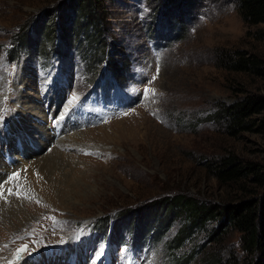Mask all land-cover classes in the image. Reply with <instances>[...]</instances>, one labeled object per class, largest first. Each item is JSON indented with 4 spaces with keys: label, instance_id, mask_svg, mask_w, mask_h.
I'll return each mask as SVG.
<instances>
[{
    "label": "rangeland",
    "instance_id": "374dc122",
    "mask_svg": "<svg viewBox=\"0 0 264 264\" xmlns=\"http://www.w3.org/2000/svg\"><path fill=\"white\" fill-rule=\"evenodd\" d=\"M178 1L177 7L176 0H97L104 29L102 39L94 42L81 27H74L72 10H67L65 27L50 17L64 0H0V111L6 106L9 111L6 120L0 119V131L7 129L9 119L8 124L15 119L21 124H13L16 133L6 132L10 137L3 148L12 147L6 154L16 157L17 150L21 164L28 151L31 161L56 159L54 147L66 134L48 142L51 133L44 128L49 121L43 106L52 103L56 93L61 103L56 111L75 103L89 122L73 128L75 118L67 122L70 136L79 135L66 140L63 162L45 167V174L35 172L27 180L12 175L14 180L6 181L7 189L16 188L27 216L0 211L1 264L18 245L28 242V250H40L86 232L89 222L110 212L128 214L126 209L134 211L129 219H118L113 238L124 242L133 237L128 229L136 231L140 252L135 249L137 260L131 262L126 248L114 251V264H180L188 256L185 264H252L264 256L247 250L242 233L231 227L219 241L209 242V230L218 218L190 232L185 213L144 209L150 200L176 191L217 202L264 196L263 182L251 176L224 182L213 167L233 153L264 171V130L257 124L233 130L227 119L215 114L222 105L248 95L264 96V71L238 70L230 64L239 51L256 53L264 70V21H244L236 0ZM79 14L85 16L86 10ZM18 35L23 41L15 39ZM14 42L19 57L9 60L6 48L12 49ZM49 51L55 54L40 60L38 55L45 57ZM57 65L59 76L53 72ZM26 95L31 102L24 101ZM33 98L41 106L38 126L30 117L21 120L19 113L37 104ZM12 114L17 117L10 118ZM263 116L264 111L250 119ZM26 182L33 189L25 193ZM179 231L186 233L182 244H176ZM91 240L97 243L88 254L92 261L103 254L110 261L106 243ZM198 244L203 250L196 252ZM215 254L219 258L213 259Z\"/></svg>",
    "mask_w": 264,
    "mask_h": 264
},
{
    "label": "trees",
    "instance_id": "16d2710c",
    "mask_svg": "<svg viewBox=\"0 0 264 264\" xmlns=\"http://www.w3.org/2000/svg\"><path fill=\"white\" fill-rule=\"evenodd\" d=\"M179 2L180 1L177 2L176 0L175 6H180L177 4ZM62 3L63 4L54 9V17L50 15L52 19L57 20L55 22H58V27L61 25L65 27L64 23L67 25L66 13L67 10H72L76 15L74 20L75 28L81 27L86 31L88 39H91V41L96 42V40H94L95 38L102 39L104 29L102 20L104 18H102L101 7L98 5L97 0H64ZM170 6L172 5L170 4ZM236 7L244 21L250 24L264 21V0H236ZM82 9L86 10L85 16H80L79 14ZM62 31L65 33L69 32L66 29H62ZM19 38L20 35L15 39ZM57 38L58 35L56 39ZM20 40L22 39L20 38ZM58 42L62 44L63 41L60 42V40H58ZM13 45H15V42ZM43 47H45V44H43ZM11 51L14 52L16 57L19 56L18 52L15 53V49ZM50 52L52 51H49L47 54ZM231 61L232 63L230 64L232 67L238 70L252 68L257 72L264 71L263 68H261L263 62L256 53L245 54L243 51H239L238 55L231 57ZM118 68L119 67L116 65L117 71ZM263 111L264 96L253 94L246 96L236 103L222 105L215 114L227 119V122L230 123L229 127L233 130L238 129L239 131L247 129L251 124H257L258 129L264 130V116L258 121L250 119L252 115ZM213 167H215V171H217L219 177L224 180V182H234L251 176L253 178L252 180L264 183V171L261 170V166L258 163L251 161L243 163L240 161L239 157L233 153L220 157ZM144 209L148 213H153L160 209L183 212L189 216L190 232H194L193 230L197 228H207L209 222L218 218L217 225L209 230V242L218 240V236L231 227L242 233L247 250L252 253L255 251H259L260 253L264 252V196H250L237 202H217L200 199L183 191H176L150 200ZM125 211H127L128 214L121 211L117 213L110 212L96 222L103 228L109 221L110 216L115 217V222L117 223L119 218L121 221L122 219H129L134 209H126ZM137 212L138 211H136V213ZM190 234L191 233H189V235ZM176 236V244H182L185 241L186 233L182 234V231H179ZM200 248L203 250V244H198L194 249L196 252H199ZM212 258H219V254H215ZM186 260H190L189 256L186 257ZM186 260H180V264H185ZM252 260V264H264L263 255L258 259L255 257Z\"/></svg>",
    "mask_w": 264,
    "mask_h": 264
},
{
    "label": "bare ground",
    "instance_id": "6f19581e",
    "mask_svg": "<svg viewBox=\"0 0 264 264\" xmlns=\"http://www.w3.org/2000/svg\"><path fill=\"white\" fill-rule=\"evenodd\" d=\"M41 97L43 98V95L41 94ZM26 99L24 100V101H27V102H29L30 100H31V98L30 97H28L27 95H26V97H25ZM36 102L35 103H37V104H35V105H32V106H29V105H26L25 107H24V109L23 108H21V109H19V110H21V111H19V113H20V118H21V120H24V119H26L27 117H30L29 118V120L30 121H34L35 122V124L38 126V125H40L39 123H38V116H37V113L39 114V109H40V105H39V103H38V101L35 99V98H33ZM39 101H42L41 99H39ZM48 101V97L46 96L45 97V102H47ZM31 102V101H30ZM26 103V102H25ZM43 104H44V102H42ZM44 106V111H45V106L46 105H43ZM41 113V112H40ZM41 115H43V114H41ZM39 116H40V114H39ZM41 117V116H40ZM46 117V119H47V116H45ZM12 118H15V116L14 117H12ZM36 119V120H35ZM38 120V121H37ZM41 120V119H40ZM15 123H13V121H12V124L10 123V124H8V127H7V129L5 130V131H3V134L4 135H6L8 138L10 137V135H8L6 132L8 131V130H10L11 132H15L16 133V131L15 130H13V124H19L20 126H21V124L19 123V121L17 120V119H15ZM81 123L82 122H78L77 121V123H75L74 125H76V124H78L79 126H81ZM12 125V126H11ZM68 125V124H67ZM28 127H30V125H27ZM15 127V126H14ZM44 128L46 129H48V127H45L44 126ZM71 128H73L72 126H71ZM71 128H69V129H71ZM81 128V127H80ZM39 129H41V128H37V129H35L36 131H38V132H40V130ZM68 129V130H69ZM138 129H140L139 127H138ZM10 133V132H9ZM51 133V132H50ZM68 133V134H67ZM67 133H65V130H63V132H62V134H61V136L63 135V134H66L65 136H63V137H61V138H63V140L62 141H60V142H58L57 143V145H56V147H54V150H57L58 151V155H53V157H56V159H52L51 160V162H49L48 160L50 159L49 157H45V158H43V159H39L38 160V158L37 159H35L34 161H31V159H33L32 157H33V154L31 153V151H28L27 152V154H26V152H25V154H26V156L28 155V157H29V160H27L26 158V156L25 157H23L22 156V158L25 160V162H23L22 164H21V156L20 155H18L19 153H18V151L16 150L15 151V153H16V160H15V162H14V166H13V168L14 167H19V168H21V170H20V172H19V174L17 175V179L18 180H27V177H34V175H35V172L37 173L38 172V174H45L44 173V170H46L45 169V167H47L48 165H51L52 163L53 164H59L60 162H63V159L61 158L62 157V155H64V156H67V155H65L64 154V152L63 151H65L64 150V147H66L65 145V142H66V140L67 139H69V138H75V137H77L79 134H77V133H74V135L73 136H70V132H67ZM52 135V136H51ZM12 136V135H11ZM35 136H37L38 138L40 137V134H39V136L38 135H35ZM70 136V137H69ZM20 137V136H19ZM68 137V138H67ZM21 138V137H20ZM53 138H55L54 137V135L51 133L50 134V138L48 139V142L49 143H51V139H53ZM26 139H27V137H26ZM33 139H36V137H34ZM43 142V140H41V141H39L38 143H42ZM55 142V141H54ZM45 143H47V140H46V138H45V142H43V144H45ZM8 148H9V150L12 148L11 146H8ZM40 149V148H39ZM39 149H37V151L39 150ZM8 150V151H9ZM60 150V151H59ZM36 151V150H35ZM22 152H23V148H22ZM51 152H53V151H51ZM67 152V151H66ZM60 154V155H59ZM62 154V155H61ZM32 155V156H31ZM48 155V154H47ZM46 155V156H47ZM4 156H5V153L4 154H2L1 152H0V180H2V179H4L6 176H5V173H6V175L8 174V169H10V167H9V164H7L6 163V161L4 160ZM31 158V159H30ZM22 159V160H23ZM61 159H62V161H61ZM30 164L29 165V167H28V169H26V170H28V174H26V170H25V165L26 164ZM56 166V165H55ZM6 168H8L7 169V171L5 172V173H3V171H4V169L6 170ZM53 171V170H52ZM9 180H14V178H12V179H9ZM16 180V179H15ZM33 181V180H32ZM34 182V181H33ZM39 182V181H38ZM13 183V182H12ZM31 183V182H30ZM5 184L6 183H4V185H3V188H4V191H3V193H2V195H0V211H2L3 212V215L4 216H6V214H8L7 216H9L10 215V213L12 214V215H15V214H19V215H21V216H23V217H26L27 216V212L25 211V205L23 204V203H21V200H19L18 199V197H17V195H19V193L15 190V189H11V190H9V188H11V186L7 189V187L5 186ZM24 184V183H23ZM38 184V183H37ZM17 185V184H16ZM21 185V184H20ZM26 186H28V188L25 190V193L27 192V191H31V188L32 187H30L28 184H27V182H26ZM26 188V187H25ZM35 188V187H34ZM33 189V188H32ZM23 190V189H22ZM34 191V190H33ZM24 193V194H25ZM37 193V192H36ZM9 194V195H8ZM11 196H13V197H11ZM34 196H35V194H34ZM38 196V195H37ZM17 197V198H16ZM23 199H25V197H23ZM11 211V212H10ZM22 213V214H21ZM19 215L17 216V215H15V216H17V218L19 217ZM28 217H30V216H28ZM10 218V217H9ZM25 219V218H24ZM9 220H11V219H9ZM26 220V219H25ZM27 221V220H26ZM21 224H24V223H21ZM78 237V241H74L73 242V245L75 246V247H78L79 249H80V240H81V236H77ZM99 248V247H98ZM47 252H49V251H47ZM42 253H45L44 251H42ZM68 255H69V253H68ZM95 256V255H94ZM61 257H63V255H59V254H57V255H54V254H50V255H47V254H45V255H43L41 258H40V261H39V259L37 258V260H35V262L34 263H32L31 262V260H25L26 258H24L23 260V262L21 263V264H44V263H46V264H51L50 262V260H53V259H58V260H60V261H62L61 260ZM31 259V258H30ZM96 259V258H95ZM82 260V259H81ZM94 260V259H93ZM50 261V262H49ZM54 262V261H53ZM9 264V263H8Z\"/></svg>",
    "mask_w": 264,
    "mask_h": 264
}]
</instances>
